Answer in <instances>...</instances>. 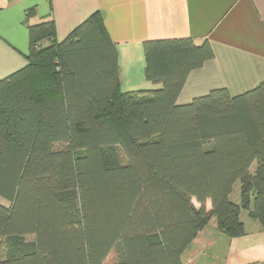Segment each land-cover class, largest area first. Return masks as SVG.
I'll use <instances>...</instances> for the list:
<instances>
[{"label":"trees","instance_id":"16d2710c","mask_svg":"<svg viewBox=\"0 0 264 264\" xmlns=\"http://www.w3.org/2000/svg\"><path fill=\"white\" fill-rule=\"evenodd\" d=\"M32 10L28 63L0 79V264H182L211 218L229 237L241 210L264 227V80L179 104L211 45L151 39L159 87L123 92L98 11L57 42Z\"/></svg>","mask_w":264,"mask_h":264},{"label":"crops","instance_id":"0c3cea01","mask_svg":"<svg viewBox=\"0 0 264 264\" xmlns=\"http://www.w3.org/2000/svg\"><path fill=\"white\" fill-rule=\"evenodd\" d=\"M29 9V24L52 20L57 42L98 11L117 49L123 92L159 87L143 73V42L151 39L190 37L211 45L213 57L187 75L179 104L212 88L239 94L264 80V0H0V79L28 63ZM237 193L238 186L235 201ZM240 218L245 232L237 237L211 218L183 251L182 264H264V227L248 213Z\"/></svg>","mask_w":264,"mask_h":264},{"label":"rangeland","instance_id":"374dc122","mask_svg":"<svg viewBox=\"0 0 264 264\" xmlns=\"http://www.w3.org/2000/svg\"><path fill=\"white\" fill-rule=\"evenodd\" d=\"M195 206H197V203L194 201ZM242 218L247 217V212L245 210H241Z\"/></svg>","mask_w":264,"mask_h":264}]
</instances>
